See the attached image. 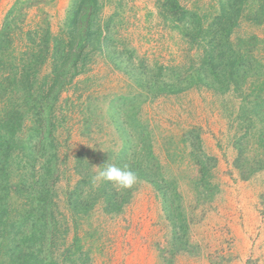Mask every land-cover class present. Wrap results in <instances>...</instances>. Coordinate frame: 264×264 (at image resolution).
I'll use <instances>...</instances> for the list:
<instances>
[{"label":"rangeland","instance_id":"rangeland-1","mask_svg":"<svg viewBox=\"0 0 264 264\" xmlns=\"http://www.w3.org/2000/svg\"><path fill=\"white\" fill-rule=\"evenodd\" d=\"M179 1L189 10L207 11L213 6L209 13L214 14L218 9L215 0ZM51 3H43L36 14L29 7L39 5V0H21V15L15 18L17 22L20 18L22 28L13 46L17 54L23 52V34L28 31L41 27L48 28L52 37L60 33L71 0L60 13ZM100 6L101 27L113 17L111 40L116 52H132V63L143 61L142 76L127 61L125 70L134 69L133 77L151 82L155 68L162 67L166 70L161 78L168 81L167 69L177 67V74H182L199 62V49H190L170 28L156 0H100ZM242 8L239 16L233 12L236 26L230 39L244 42L236 50L248 51L249 63L234 76L237 84L226 90L216 78L215 90L199 87L153 97L137 88L131 74L95 53L88 70L60 95L53 110L60 172L54 200L60 218L54 239L57 257L76 236L81 250L71 249L72 264L81 259L85 264H264V148L255 138L262 114H251L253 103L264 106V15L257 13L264 14V5L245 0ZM254 13L262 18L256 23L250 17ZM48 71L46 64L40 78ZM216 73L222 78L224 71L219 68ZM26 119L28 127L31 121ZM248 125L251 128L245 131ZM139 132L150 135L152 160L142 153ZM27 135L24 130L22 137ZM127 139L130 161L159 166L170 188L157 190L138 176V183L129 189L130 202L118 214H106L99 203L75 229L68 194L87 174L95 187L100 167L114 162L109 156L127 145ZM42 161L35 162L36 179ZM25 167L29 168L26 162ZM206 189L211 195L205 194ZM82 190L81 197H87L88 187ZM64 217L69 220L63 221Z\"/></svg>","mask_w":264,"mask_h":264},{"label":"trees","instance_id":"trees-1","mask_svg":"<svg viewBox=\"0 0 264 264\" xmlns=\"http://www.w3.org/2000/svg\"><path fill=\"white\" fill-rule=\"evenodd\" d=\"M259 1L264 5V0ZM215 2L218 9L211 14L209 11L213 6L200 12L187 9L179 0H156L159 14L169 23L170 28L179 32L190 49H199L201 54L199 62L193 63L182 74H177L180 70L177 67L167 69L170 73L168 81L161 78L166 69L155 68L151 82L142 77H133L134 69L125 70L127 61L132 63L133 54L126 51L123 57L122 52H116L114 41L111 40L113 17L103 21L102 27L99 24L100 0H71L60 33L52 37L48 28L41 27L26 32L22 39L24 49L19 54L13 46L22 29L20 18L19 22L16 19L20 17L21 6L24 4H17L8 12L0 28V264H72L69 255L71 249L74 253L81 250L76 236L58 257L55 249L54 239L60 232L57 230L60 218L54 200L60 172L56 165L58 149L53 137L56 126L53 110L60 95L68 89L75 77L88 70L95 53L102 54L108 62L127 75L131 74L137 88L147 91L153 97L177 95L199 87L215 90L213 80L216 78L224 90L233 82L237 84L238 78L234 76L239 75L244 63H249L246 62L249 56L248 51L236 50L244 45L243 41L238 39L233 42L230 38L232 28L236 26L233 12L239 16L245 0ZM257 13L264 15L262 11ZM258 14L250 15L255 23L262 19ZM46 64L49 71L40 78ZM134 67L139 69L136 70L137 75H144L143 61ZM219 68L224 71L222 78H218L216 73ZM221 87L216 90L220 91ZM253 104L255 110L251 114H262L259 121L262 127L255 138L264 148V106L259 108L258 104ZM26 118L31 121L28 127L24 124ZM250 128L248 125L244 130ZM24 130L28 131L26 139L22 137ZM139 135L142 153L152 160L150 135H142V132ZM128 139L127 145L114 156H109L114 158L111 164L126 166L157 190L168 191L170 186L162 180L159 166H143L138 159L130 161ZM39 158L43 161L39 168V178L36 179L34 165ZM22 161L24 165L21 166ZM25 162L29 166L27 170ZM77 164L78 168L80 162ZM21 169L25 172L21 173ZM91 181L90 174L81 177L66 198L75 229L79 227L82 216H88L99 203H102L106 214L112 215L118 214L130 202L129 189L101 181L94 187ZM83 186L90 190L85 198L81 197ZM204 191L207 196L211 195L206 192L207 189ZM162 197L168 200L167 195L163 194ZM167 218L172 222V214L167 213ZM62 220L69 218L64 217ZM63 233L67 234V230ZM80 261V264L86 262L85 259Z\"/></svg>","mask_w":264,"mask_h":264},{"label":"clouds","instance_id":"clouds-1","mask_svg":"<svg viewBox=\"0 0 264 264\" xmlns=\"http://www.w3.org/2000/svg\"><path fill=\"white\" fill-rule=\"evenodd\" d=\"M95 177L96 181L110 182L122 189H131L138 183L137 174L131 169L106 163Z\"/></svg>","mask_w":264,"mask_h":264},{"label":"crops","instance_id":"crops-1","mask_svg":"<svg viewBox=\"0 0 264 264\" xmlns=\"http://www.w3.org/2000/svg\"><path fill=\"white\" fill-rule=\"evenodd\" d=\"M53 1L51 4H57L55 8L56 13H60L61 9H66L70 0H39V5H35L29 7L30 10H34V13L37 14L38 10L42 8V4H46V2ZM17 4H21V0H0V28L3 25L5 17L7 16L8 12ZM29 10V11H30ZM54 12V13H55ZM35 14V15H36ZM212 216H214L212 214ZM211 225V224H210Z\"/></svg>","mask_w":264,"mask_h":264}]
</instances>
